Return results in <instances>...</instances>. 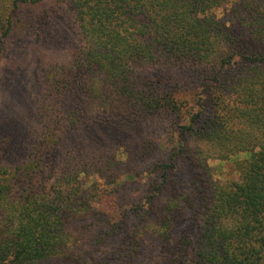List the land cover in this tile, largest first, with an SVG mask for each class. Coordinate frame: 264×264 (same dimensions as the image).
<instances>
[{"label":"trees","instance_id":"16d2710c","mask_svg":"<svg viewBox=\"0 0 264 264\" xmlns=\"http://www.w3.org/2000/svg\"><path fill=\"white\" fill-rule=\"evenodd\" d=\"M0 6V57L32 35L39 45L41 125L23 162L0 164V264H152L158 247L163 264H264V0ZM59 18L77 42L67 63L45 48ZM197 67L205 68L197 110L179 126L161 184L141 206L104 212L107 181L131 175L149 151L136 141V127L182 109L175 92L162 91L179 78L146 71ZM10 140L2 137L0 151ZM243 154L239 179L214 178L210 161ZM180 161L190 171L188 188L175 174ZM186 208L190 219L175 241L172 225ZM90 222L92 241L82 245ZM111 241L115 250L94 255Z\"/></svg>","mask_w":264,"mask_h":264},{"label":"rangeland","instance_id":"374dc122","mask_svg":"<svg viewBox=\"0 0 264 264\" xmlns=\"http://www.w3.org/2000/svg\"><path fill=\"white\" fill-rule=\"evenodd\" d=\"M0 10H2V6H0ZM217 15L218 18H222V11ZM57 24L54 29H48L51 33V41L45 48H48L59 62L67 63L68 50L72 49L76 40L73 39L71 33H66L68 27L61 18L58 19ZM38 47L39 45L32 35L27 39H20L17 48L7 57H0V140L6 136L12 138L7 149L0 151V164L23 162L26 156L32 152L35 140L41 131L36 107L40 93L37 69ZM168 69L149 68L146 73L153 76L163 70L162 73L165 71L178 77L181 81L180 85L169 83L165 84V90L161 89L165 95L175 92L174 95L178 97L182 109L178 113L172 112L170 116L164 118L150 119L136 127L134 134L136 141L140 145L147 144L149 151L134 165L131 175H124L119 183H115L118 185L107 181V189L101 195V200L105 199L108 203L104 212L117 211L118 209L130 210L146 202L147 198L161 184L159 174L161 170L163 171L162 167L170 162L169 156L172 154L175 141L179 138V126L190 124V120L197 110L196 104L200 92L198 86L203 79L205 68ZM101 116L109 120L111 126H114L115 122L111 117L103 116V114ZM118 156L121 160L125 158L121 152ZM247 158L248 156L243 154L229 162L210 161L209 166L214 178L222 184L228 185L231 181L239 179L237 164L244 162ZM178 167L179 171H175V174H178L176 176L179 180L178 183L182 188H188L189 178H191L188 166L180 161ZM60 172L61 170H58V173ZM96 180L97 178L94 177L86 179L83 188L88 190ZM190 215L191 211L186 208L183 214L173 222L171 234L175 241L188 225ZM130 223L129 219L128 225ZM94 224L90 222L87 227H84L85 232L79 237V242L82 245L92 241ZM132 224H135V221H132ZM117 243L111 241L108 247L101 249L99 253L94 252V255L98 257L112 252L116 249ZM156 244L158 245V243ZM164 256L159 247L155 248L152 264H163Z\"/></svg>","mask_w":264,"mask_h":264}]
</instances>
